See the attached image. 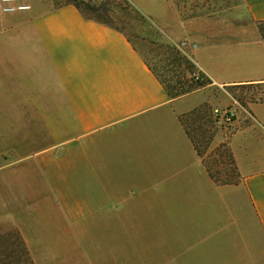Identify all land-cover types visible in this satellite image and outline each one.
<instances>
[{"label":"crops","instance_id":"obj_1","mask_svg":"<svg viewBox=\"0 0 264 264\" xmlns=\"http://www.w3.org/2000/svg\"><path fill=\"white\" fill-rule=\"evenodd\" d=\"M129 1L192 46L208 84L172 98L125 33L87 18L74 4L33 0L30 11L0 12V211L12 216L30 253L27 205L36 222L51 215L57 231V222H65L68 240H60L59 230L51 238L54 251L74 248L82 264H119L125 237L147 245L145 264H264V99L233 95L264 89L258 26L264 0H243L252 25L238 40L232 33L222 40L199 37V17L182 19L172 0ZM201 93L203 99L193 98ZM205 104L235 112L231 133L220 129L212 145L228 144L236 183L211 177L204 163L209 153L198 154L182 122ZM26 126L50 146L22 150ZM44 157L50 170L65 157L73 173L81 171V201L16 197L14 190L27 188L28 164L39 189H54L44 177ZM106 225L119 239L115 261L91 239L92 229L102 239Z\"/></svg>","mask_w":264,"mask_h":264},{"label":"rangeland","instance_id":"obj_2","mask_svg":"<svg viewBox=\"0 0 264 264\" xmlns=\"http://www.w3.org/2000/svg\"><path fill=\"white\" fill-rule=\"evenodd\" d=\"M41 1H43L48 7H56L67 2V0ZM91 1L99 3V0ZM110 1L113 3H120L122 5H125L127 2L135 8L133 11L130 8L121 10L122 8L120 7L118 10L119 14L114 15V17H112V21L116 24V26L126 32L129 38L138 46L146 61L159 74L170 79L171 82L176 83L177 81H182L189 83L191 81V74L194 76V74L198 71L192 54V46H190V44L183 39L174 40L170 37L173 32L170 28H167L160 22H156L145 16L129 0ZM172 2L177 11L180 13L182 19L199 17L200 22L198 36L203 39L218 37V40H222L223 38L231 37L232 34L234 35L232 38L235 40L248 37L252 21L243 0H172ZM261 36L264 37L262 34ZM233 95L240 100L243 98L264 99V89L248 87L233 91ZM204 97V94L201 93L195 95L193 98L201 100ZM214 110L215 107L211 106L208 111H205L207 117L204 120L206 124L204 125L203 130L206 131V140H209L214 134L215 135L213 137L215 138L220 129H222L224 134H230L232 131V124L220 125L216 122L211 123V114L214 113ZM24 133L26 134V141L20 144V148H22V150H24L27 154L40 150L41 148H47L51 144L50 142L36 141L34 126H26ZM212 143L208 149L209 156L207 160L209 163H212L213 160L217 158L215 152L217 147H219L212 145ZM15 159L16 158L14 157H5V161H12ZM50 160L51 159L49 157L43 158V172L47 173L44 177L49 178L50 183L53 182L52 184H49V186H53L54 189L51 190L46 188L47 185L45 184L42 190L39 189L38 184L35 183L36 175L34 166L28 164L27 188L26 190H14L13 192L16 194V197L25 198L29 203L40 199H42L44 203L45 201L50 203V199L52 198L63 204L67 203V201H81L83 199V175L81 171L80 173H73L71 168L68 167L67 159L65 157L57 159V168L53 167V170H50ZM213 168L216 172H221L217 173L219 176L225 177L229 174L228 177H233L234 180L237 179L230 173L232 166L229 163L225 166H213ZM5 191L6 190L3 188L2 192ZM46 207V205L42 206L44 214ZM31 208H33L32 203L27 205V226L26 231L24 232H27V238L31 243V248L33 250L31 256H33V260H37V263L35 262L34 264H82L81 254L74 248V251L72 250L70 253L63 251L59 255H56L55 252H60L59 250L63 249V247L59 246V248H56L58 251H54V247L51 243L53 235L55 237L63 235L60 240H64V242L68 240V237L66 236V223L61 222V220L60 222H57L60 230H58V232L57 229H55L54 224H52L51 218L53 216L51 217V215H49L50 221L45 217L43 218L42 223L41 221L36 222L30 215ZM2 209L4 211L7 210V208ZM246 211H248V208H246ZM0 213V236L6 238L7 236H11L17 229L13 223L14 221L12 220V216L10 217L9 215V212L0 211ZM113 228L115 229V226ZM103 229L102 239L98 238L96 235L97 233L99 235V230L97 229L95 231L92 229L91 239L92 241H95L96 246H103L102 249L105 250L108 258L111 256L114 259V249L118 244L119 239L112 236L111 226L106 225ZM131 239L132 238L130 237L122 239V245L127 246V252L126 254H123L122 250V254L120 255L119 253L117 257V259H120L119 264H131L132 260L135 261V264H145V262L142 263L140 259L147 257V245L144 244V247H141L139 244L134 245V242L132 245L130 242ZM0 240L2 242L5 241V243H3L4 248L10 246V242H7L6 239ZM34 250H36V253H34ZM56 257H58V260H56Z\"/></svg>","mask_w":264,"mask_h":264},{"label":"trees","instance_id":"obj_3","mask_svg":"<svg viewBox=\"0 0 264 264\" xmlns=\"http://www.w3.org/2000/svg\"><path fill=\"white\" fill-rule=\"evenodd\" d=\"M65 4H74L87 18L102 22L106 25H109L115 29L122 31L125 34L126 32L120 29V27L116 26V24L112 21V17H114V15L116 14H119L118 10L120 7L122 8L121 10H126L127 8H130L133 11L135 10V8L127 2L125 5H122L120 3H113L110 0H99V3L93 2L91 0H67ZM59 6L61 5H58V7ZM258 26L261 34L264 35V22H259ZM126 36L128 37V39H130L127 34ZM150 67L154 70L155 74L160 79L166 91L172 98L180 97L187 93L194 92L207 85L209 82L206 77H204L203 80H195L194 76L191 74V81L189 83L182 81H177L176 83H173L170 79L163 77L161 74H159L151 65ZM209 109L210 107L205 104L201 107L195 108L192 112L185 116H182L181 118L184 127L189 136L191 137L198 154L201 156L206 155L212 143V140L214 139L213 136L215 135L214 134L209 140H206V131L203 130L204 125L206 124L204 120L207 117L205 111H208ZM210 121L211 123L215 122L213 114H211ZM215 154L217 155V158L214 159L212 163H209L207 159L204 160V163L211 177L218 184L236 183L239 178V174L236 165L234 164L232 151L229 148L228 144L226 142L221 143L219 147H217ZM227 163L232 166V170L230 173L237 178L236 180H234L233 177H228L229 174L225 177L219 176V174L217 173L221 172H216L213 168V166L217 165L225 166ZM0 239H6L7 242H10V246L4 248L3 243H5V241L2 242L0 240V264H34V260L31 256V253L18 230L13 232V234L9 237L7 236L6 238H3V236H0Z\"/></svg>","mask_w":264,"mask_h":264},{"label":"built area","instance_id":"obj_4","mask_svg":"<svg viewBox=\"0 0 264 264\" xmlns=\"http://www.w3.org/2000/svg\"><path fill=\"white\" fill-rule=\"evenodd\" d=\"M33 0H0V12L3 14H13L32 10ZM195 80H203L204 75L197 71L194 74ZM214 119L217 124H231L235 119V112L232 110H214Z\"/></svg>","mask_w":264,"mask_h":264}]
</instances>
